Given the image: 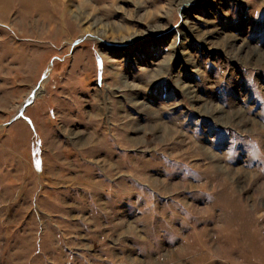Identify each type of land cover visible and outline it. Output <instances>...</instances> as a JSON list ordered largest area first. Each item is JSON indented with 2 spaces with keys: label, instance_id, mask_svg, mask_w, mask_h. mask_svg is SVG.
I'll list each match as a JSON object with an SVG mask.
<instances>
[{
  "label": "rangeland",
  "instance_id": "obj_1",
  "mask_svg": "<svg viewBox=\"0 0 264 264\" xmlns=\"http://www.w3.org/2000/svg\"><path fill=\"white\" fill-rule=\"evenodd\" d=\"M0 7V264H264V0Z\"/></svg>",
  "mask_w": 264,
  "mask_h": 264
},
{
  "label": "bare ground",
  "instance_id": "obj_2",
  "mask_svg": "<svg viewBox=\"0 0 264 264\" xmlns=\"http://www.w3.org/2000/svg\"><path fill=\"white\" fill-rule=\"evenodd\" d=\"M27 1H28V0H27ZM33 1H35L36 4H37V2H39V1H41V0H33ZM21 2H22V1H21ZM21 2H20V4H21ZM1 3H2V2H1ZM9 3H10V2H9ZM22 3H23V2H22ZM26 3H27V2H26ZM38 4H39V3H38ZM3 6H4V4H3ZM42 6H43V5H42ZM1 7H2V6H1ZM1 7H0V8H1ZM4 7H6V6H4ZM35 7H36V6H35ZM11 9H12V8H11ZM2 11H3V10H2ZM249 51H250V54H251V53H253L254 50L252 51V50L250 49ZM40 87H41V86H40ZM42 88H43V87H42ZM39 93H40V92L37 91L36 94H39ZM213 108H214V107H213ZM215 109H216V108H214V110H215ZM168 130H169V129H168ZM169 131H170V130H169ZM210 154H211V153H210Z\"/></svg>",
  "mask_w": 264,
  "mask_h": 264
}]
</instances>
